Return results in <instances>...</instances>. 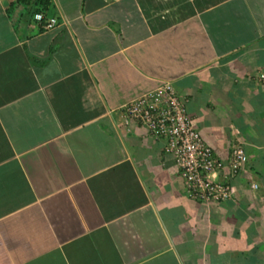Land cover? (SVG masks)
Here are the masks:
<instances>
[{"label":"crops","instance_id":"crops-1","mask_svg":"<svg viewBox=\"0 0 264 264\" xmlns=\"http://www.w3.org/2000/svg\"><path fill=\"white\" fill-rule=\"evenodd\" d=\"M34 1L0 0V264H264V0H50V31ZM164 83L220 161L243 146L226 204L125 125Z\"/></svg>","mask_w":264,"mask_h":264},{"label":"built area","instance_id":"built-area-1","mask_svg":"<svg viewBox=\"0 0 264 264\" xmlns=\"http://www.w3.org/2000/svg\"><path fill=\"white\" fill-rule=\"evenodd\" d=\"M32 20L44 31L58 25L57 18L42 12H35ZM122 110L126 126L131 122L141 125L174 158L191 199L218 205L232 199L234 191L220 175L233 177L245 167L248 158L243 146L232 147L228 163L220 161L195 128L186 104L171 83L132 100ZM251 189L257 190L258 185L252 184Z\"/></svg>","mask_w":264,"mask_h":264},{"label":"trees","instance_id":"trees-1","mask_svg":"<svg viewBox=\"0 0 264 264\" xmlns=\"http://www.w3.org/2000/svg\"><path fill=\"white\" fill-rule=\"evenodd\" d=\"M23 2H28V0H21ZM50 0H35L34 1V5L37 7L35 12H42L45 13L49 7H50ZM34 13H32L33 15ZM254 260H253V264L256 263L257 257H259L257 254H253Z\"/></svg>","mask_w":264,"mask_h":264}]
</instances>
